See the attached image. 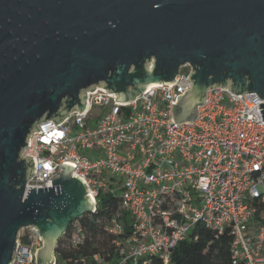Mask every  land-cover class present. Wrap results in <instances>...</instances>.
Instances as JSON below:
<instances>
[{"label":"water","instance_id":"95a60500","mask_svg":"<svg viewBox=\"0 0 264 264\" xmlns=\"http://www.w3.org/2000/svg\"><path fill=\"white\" fill-rule=\"evenodd\" d=\"M186 64L192 87L175 122L194 121L216 86L264 99V0H0V264L30 226L43 240L37 264H54L70 226L94 210L73 165L27 191L36 162L23 151L38 124L84 111L96 86L127 103L173 85Z\"/></svg>","mask_w":264,"mask_h":264},{"label":"built area","instance_id":"2783aa9c","mask_svg":"<svg viewBox=\"0 0 264 264\" xmlns=\"http://www.w3.org/2000/svg\"><path fill=\"white\" fill-rule=\"evenodd\" d=\"M191 70L182 66L175 84L127 103L96 86L84 111L38 124L23 151L36 162L27 191L53 186L63 164L75 166L93 212L105 198L119 200L106 230L125 264H171L198 225L231 233L233 264H264V99L216 86L194 121L175 122ZM24 230L12 264H37L43 240L35 226Z\"/></svg>","mask_w":264,"mask_h":264},{"label":"trees","instance_id":"16d2710c","mask_svg":"<svg viewBox=\"0 0 264 264\" xmlns=\"http://www.w3.org/2000/svg\"><path fill=\"white\" fill-rule=\"evenodd\" d=\"M119 203L118 199L105 198L96 212L74 222L58 244L56 264H125L120 260L113 235L106 230ZM232 239L229 231L217 233L198 225L190 238L172 251L171 264H233ZM95 256L100 258V262ZM155 261L164 264L158 258Z\"/></svg>","mask_w":264,"mask_h":264},{"label":"rangeland","instance_id":"374dc122","mask_svg":"<svg viewBox=\"0 0 264 264\" xmlns=\"http://www.w3.org/2000/svg\"><path fill=\"white\" fill-rule=\"evenodd\" d=\"M184 70H186V69H184ZM75 222H76V221H75ZM24 231H25L24 229L21 230V232H23V233H24ZM64 237H65V236H64ZM64 237H63V238H64ZM63 238H62V239H63ZM65 241H66V240H65ZM66 243H67V241H66ZM66 243H65V245H66Z\"/></svg>","mask_w":264,"mask_h":264}]
</instances>
